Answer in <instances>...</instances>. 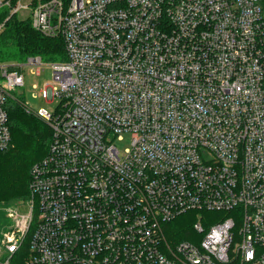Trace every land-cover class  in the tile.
I'll return each mask as SVG.
<instances>
[{"label":"built area","instance_id":"obj_1","mask_svg":"<svg viewBox=\"0 0 264 264\" xmlns=\"http://www.w3.org/2000/svg\"><path fill=\"white\" fill-rule=\"evenodd\" d=\"M2 9L61 37L68 61H0V151L25 67H50L43 96L59 101L53 113L25 105L53 137L30 198L8 210L0 264H264V0ZM189 213L196 236L176 241L168 225ZM205 213L220 220L205 226Z\"/></svg>","mask_w":264,"mask_h":264},{"label":"trees","instance_id":"obj_2","mask_svg":"<svg viewBox=\"0 0 264 264\" xmlns=\"http://www.w3.org/2000/svg\"><path fill=\"white\" fill-rule=\"evenodd\" d=\"M16 3L17 0H11ZM68 1V0H66ZM0 61L24 62L29 57L39 56L47 63L67 62L65 44L59 36H45L35 29L30 17L11 15L9 9L0 10ZM6 110L12 135V145L0 151V205L18 199L28 200L31 196L30 182L32 167L44 159L53 137L51 126L36 113L25 107L23 100L14 96L7 101ZM221 215L205 213V215ZM220 218L205 226H209ZM195 213L185 214L168 228L175 234L176 241L193 240Z\"/></svg>","mask_w":264,"mask_h":264},{"label":"rangeland","instance_id":"obj_3","mask_svg":"<svg viewBox=\"0 0 264 264\" xmlns=\"http://www.w3.org/2000/svg\"><path fill=\"white\" fill-rule=\"evenodd\" d=\"M4 1V0H0ZM23 3H27L28 0H22ZM26 13H23L21 17L25 16ZM25 76V87L18 88L15 92H13V96L17 99L23 100L24 104L27 105L34 112H37L39 109H45L50 113L57 111V107L59 106V101L55 99L52 102H48L47 99L43 96V89L46 85H50L53 83V74L50 67H45V70H39L37 67H25L24 69ZM36 86V89H34ZM131 135L124 134L122 139H117L115 144L117 145L120 151H124V149L130 146ZM26 199H18L12 201L10 203L0 205V239L1 233L7 231L11 226H13L14 220L8 216V210L10 208H15V205L22 203H26ZM27 211V206L19 208L20 213H24ZM221 215H204V218L207 219V224L211 223L215 220V218H219ZM195 235V233H192ZM196 236V235H195Z\"/></svg>","mask_w":264,"mask_h":264}]
</instances>
